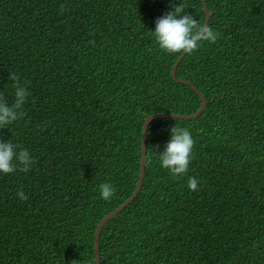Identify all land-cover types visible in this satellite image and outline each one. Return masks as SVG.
Wrapping results in <instances>:
<instances>
[{"label": "trees", "instance_id": "1", "mask_svg": "<svg viewBox=\"0 0 264 264\" xmlns=\"http://www.w3.org/2000/svg\"><path fill=\"white\" fill-rule=\"evenodd\" d=\"M179 2L204 23L201 0H0V95L13 103L10 72L30 93L0 141L35 161L0 173V264H95L98 224L136 189L145 116L201 105L153 34ZM205 4L220 37L176 78L207 104L151 122L141 190L103 227L99 264H264V0ZM175 125L195 142L182 177L159 160Z\"/></svg>", "mask_w": 264, "mask_h": 264}, {"label": "clouds", "instance_id": "2", "mask_svg": "<svg viewBox=\"0 0 264 264\" xmlns=\"http://www.w3.org/2000/svg\"><path fill=\"white\" fill-rule=\"evenodd\" d=\"M186 5L179 2L173 10L155 21L153 32L155 42L159 49L168 55L192 54L200 46L201 42L215 43L220 37L219 32L204 23L198 21L193 15L185 12ZM64 5H61V11ZM13 82L14 101L11 105L0 95V129L11 125L24 116V105L30 93L26 83H22L20 76L10 72L8 77ZM194 140L187 128L173 126L170 129V139L165 150L159 154L161 167L167 169L173 177H182L187 174L191 163ZM35 161L30 153L22 146L11 141H0V173L13 174L17 170L27 173L31 170ZM200 182L195 177L188 180V189L196 191ZM101 199L108 201L115 194V189L110 183H102L100 186ZM21 201L28 197L23 190L17 192Z\"/></svg>", "mask_w": 264, "mask_h": 264}, {"label": "water", "instance_id": "3", "mask_svg": "<svg viewBox=\"0 0 264 264\" xmlns=\"http://www.w3.org/2000/svg\"><path fill=\"white\" fill-rule=\"evenodd\" d=\"M201 2L203 4V10H204V14H205L204 24L208 25L209 11H208L207 6L205 4V0H201ZM185 55L186 54H181L179 56V58L177 59V61L175 62L174 66L172 67V70H171V76H172L173 80L176 83L185 84V85H188L189 87H191V89L195 93H197V95L200 97L201 105H200V107H199V109L197 110L196 113H194L192 115H189V116H184V115H179V114H172V113H158V114L145 116V121H144L143 126H142V134H141L140 171H139V176H138V182H137L136 189L134 190L132 195L122 205H120L116 210H114L109 215H107L98 224L96 232H95V236H94L95 264H99V262H100L99 237H100V233H101L103 227L106 225V223L108 221H110L117 214H119L122 210H124L141 190V187H142V184H143V180H144V176H145L147 132H148V127L151 124V122H153L156 119H180V120H183V121H191V120H194L195 118H197L202 113V111L204 110V108H205V106L207 104L205 98L197 90V88H195L193 85H191L187 81H183V80H180V79L176 78L177 67L180 64V62L183 60Z\"/></svg>", "mask_w": 264, "mask_h": 264}]
</instances>
